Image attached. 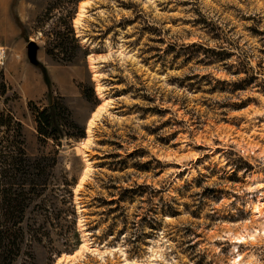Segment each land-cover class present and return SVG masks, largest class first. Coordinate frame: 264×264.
Returning <instances> with one entry per match:
<instances>
[{
  "label": "rangeland",
  "instance_id": "374dc122",
  "mask_svg": "<svg viewBox=\"0 0 264 264\" xmlns=\"http://www.w3.org/2000/svg\"><path fill=\"white\" fill-rule=\"evenodd\" d=\"M80 1L0 0V107L31 159L57 157L14 264H264V0H89L76 28ZM68 15L81 49L67 62L45 46ZM83 238L102 256L57 263Z\"/></svg>",
  "mask_w": 264,
  "mask_h": 264
},
{
  "label": "trees",
  "instance_id": "16d2710c",
  "mask_svg": "<svg viewBox=\"0 0 264 264\" xmlns=\"http://www.w3.org/2000/svg\"><path fill=\"white\" fill-rule=\"evenodd\" d=\"M68 17L61 19L62 30L46 41L45 46V52L51 57L67 62L73 59L75 50L81 49L70 21L71 15ZM1 88L5 90L2 84ZM36 121L37 131L43 138L48 139L52 136L51 132L55 133L56 129H52L50 133L47 131L51 126V118L46 109L38 111ZM69 125L77 126L73 122ZM1 132L6 134L0 135V264H14L22 251L25 233L21 223L25 208L32 196L41 194V189H36V186L44 185L47 181L46 178L43 179V175L48 166L41 161H51L56 164L57 157L41 156L31 159L25 151L21 124L14 120L10 112L6 113L0 107ZM83 134V131H80L76 135L70 133L66 135L69 138H77L82 137ZM2 142L6 145H2ZM65 184L68 186L71 183L65 182ZM67 192L69 199L71 190L68 189ZM72 247L66 243L64 250H71Z\"/></svg>",
  "mask_w": 264,
  "mask_h": 264
},
{
  "label": "bare ground",
  "instance_id": "6f19581e",
  "mask_svg": "<svg viewBox=\"0 0 264 264\" xmlns=\"http://www.w3.org/2000/svg\"><path fill=\"white\" fill-rule=\"evenodd\" d=\"M88 3H89V0H82L78 3V12L76 13V16L73 20V26L74 27L78 28L80 26L79 25L80 21L82 20V17L85 15V9H86V6L88 5ZM0 52H1L0 53V63H1L2 50H0ZM91 68H93V69L95 68L93 66V62H91ZM94 76H95V80H96L97 94L99 93L98 95L101 96L102 95L101 91L103 90V87L100 85L99 80L96 77L97 75L95 74ZM102 99H103L102 103L99 106H97V108L92 112L90 118L87 121L86 138L83 140V143L79 146L84 158L86 156L85 155V149L87 148L89 143H91V140H92V128L94 127L96 120L101 116V114L104 111H106V109L109 105V102H110V99H107L106 97H102ZM85 161H86L85 168L83 169L81 178H80L75 190H77L79 187H81V185L83 184V181L86 180L85 178H87V176L90 172V167H91L90 162L87 159H85ZM253 207H254L253 213L256 215L255 217H258V216L260 217L261 214L264 213V210H263L264 209V203H261L260 201H258L257 204H254ZM262 230H263V234H264V228ZM253 236L254 235H251V234H249L248 236H243V235L236 236V237H234V242L242 243L243 241L247 240V237L253 238ZM84 251H86V252L90 251L93 253H97V255L99 257H101L103 254L102 251L98 252L96 249H91L87 240L85 238H83L80 246L77 248V250L73 254L61 256L60 258H58L57 263H60V261H65V262L71 261V259L75 258L76 255H78V254L81 255V253H83ZM111 251H109V252L111 253ZM237 258L238 259L237 260L235 259L234 264H236V263L241 264V260H242L241 255L239 254ZM124 260L128 261L126 258H124ZM132 264H136V263H132ZM244 264H249V263H244Z\"/></svg>",
  "mask_w": 264,
  "mask_h": 264
},
{
  "label": "built area",
  "instance_id": "2783aa9c",
  "mask_svg": "<svg viewBox=\"0 0 264 264\" xmlns=\"http://www.w3.org/2000/svg\"><path fill=\"white\" fill-rule=\"evenodd\" d=\"M1 53V52H0ZM3 55H4V51H2V57H3Z\"/></svg>",
  "mask_w": 264,
  "mask_h": 264
},
{
  "label": "water",
  "instance_id": "95a60500",
  "mask_svg": "<svg viewBox=\"0 0 264 264\" xmlns=\"http://www.w3.org/2000/svg\"><path fill=\"white\" fill-rule=\"evenodd\" d=\"M30 45L32 46V43H30Z\"/></svg>",
  "mask_w": 264,
  "mask_h": 264
}]
</instances>
